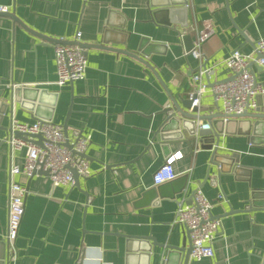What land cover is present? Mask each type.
Masks as SVG:
<instances>
[{"label": "crops", "instance_id": "1", "mask_svg": "<svg viewBox=\"0 0 264 264\" xmlns=\"http://www.w3.org/2000/svg\"><path fill=\"white\" fill-rule=\"evenodd\" d=\"M0 5L8 7L0 12V102L12 86L44 89L38 112L49 114L50 99L55 100L51 121L66 120L69 138H88L89 169L72 185L54 186L43 173L12 177L26 194L15 250L8 254L3 238L9 168L22 165L25 149L10 152L0 128V264H182L184 254L165 246L189 245L186 230L172 220L195 188L212 203L211 218L220 225L213 257L197 261L189 255L188 264H262L264 118L222 124L214 155L194 142L166 149L151 140L172 100L180 103L193 89L191 76L200 61L188 51L196 32H209L201 51L212 72L204 81L229 78L224 58L234 50L255 54L256 40L264 37V0H0ZM76 33L87 57L85 76L59 87L53 44H72ZM249 67L264 86V68ZM261 96L257 107L264 114ZM199 103L204 114L216 112L209 90ZM36 119L15 103L12 112L6 107L0 126ZM176 152L182 154L173 163L176 178L154 186V170Z\"/></svg>", "mask_w": 264, "mask_h": 264}, {"label": "built area", "instance_id": "2", "mask_svg": "<svg viewBox=\"0 0 264 264\" xmlns=\"http://www.w3.org/2000/svg\"><path fill=\"white\" fill-rule=\"evenodd\" d=\"M8 11V7L0 5V12ZM194 31V27H190ZM208 31H197L192 48L188 51L194 58L200 61L197 70L192 74L193 89L188 92V98L192 106L200 104V97L209 90L214 100L221 104L222 120L226 122L234 115H241L255 110L257 107L256 97L264 94V86L256 75L251 71L250 64L256 62L264 68V37L255 42V54L243 53L238 50L232 51L223 60L225 67L230 71V79L216 81L211 85L207 81L211 68L204 63V55L201 45L208 35ZM79 33H76L74 41L78 42ZM55 74L54 84L62 87L73 83L85 76L87 57L82 47L77 44H65L56 42L53 44ZM260 57L256 59V54ZM202 123L198 122V126ZM12 130L24 133L41 134V145L32 141H25L10 137L8 139L10 152L21 148L25 149L24 159L21 166L11 164L9 168L8 184V214L4 234V242L7 253L15 250V240L18 235V227L24 208L26 188L15 181L12 177L16 174L32 176L39 168L47 172V176L54 186L72 185L74 169L79 176L89 175L88 160L80 156L85 152L88 138L79 134H73L68 138L71 149L65 146L66 136L61 124L53 121L36 119L32 123H22L11 120ZM74 151L75 153H73ZM181 153L167 157L163 164L157 167L152 174L153 185H159L170 181L177 176L173 163L181 157ZM223 194H219L221 199ZM212 203L197 189L191 203H179L176 207L173 224H178L186 230L190 244V257L194 260L212 258L214 255L213 241L220 225L219 220L211 218ZM9 254V253H8Z\"/></svg>", "mask_w": 264, "mask_h": 264}, {"label": "water", "instance_id": "3", "mask_svg": "<svg viewBox=\"0 0 264 264\" xmlns=\"http://www.w3.org/2000/svg\"><path fill=\"white\" fill-rule=\"evenodd\" d=\"M39 37L45 40H50L49 38H46L45 36L39 35ZM184 38H186L187 40H190V35H185ZM55 42L67 43V42L58 41V40H56ZM70 43L72 44L75 43L82 48L84 47V44H82L79 41L78 42L74 41ZM259 57H260V54L257 53L256 59ZM253 63H256V62H253ZM230 78H226L221 81H225ZM26 92L27 94H32V95L27 96ZM45 92L46 91L44 89H40V88H34V87H28V86H12V88L9 91V96L6 102H0V118L1 116H3L6 107H9L10 112H12L13 105L16 103V104H19L20 107L26 110L32 111L33 115L37 119H40L42 121H51L52 120V110L55 105L54 99L53 100L50 99L51 107L48 109L49 114H47L46 116L41 115L40 112H38L37 110L40 108V105L37 102L43 99ZM55 94H53V96H55ZM256 99H257V104H258L260 102V99H262V96L259 95L256 97ZM172 101H173V107L169 108L166 111L165 119L160 124V126L154 131L151 142L158 143L161 148H166V149H169L170 145H174L175 148L177 149V148H180V146L183 143L188 144L190 142H194L195 144L200 145L201 148H207L213 151V155L216 154L217 152L216 150H214L213 145L218 140V134L221 132V125L224 124L223 126L226 127L231 118L228 119L226 122L222 120V117L224 116V114L219 111L218 103H216L215 105L216 107L213 108V110L215 109L216 112H212L210 114H204L203 113V111L205 110L204 106L200 104L192 106V101L188 97L181 98L180 103H178L175 99H173ZM210 110H212V108H210ZM258 110L259 108L256 107L255 113L246 112L241 115H234L232 116V118H241V117L264 118V114L259 113ZM198 122L205 123V126L204 124H201L200 126H198ZM0 128L6 133V138L4 140H8L10 137H14V138L25 140V141H32L38 145H41L42 137H41V134L39 133L30 134V133H24L18 130H12L11 125L7 127L0 126ZM62 128L67 138L68 134H67L66 120L62 124ZM64 144L65 146L71 149V145L69 144L68 138L66 139ZM72 152L75 153L74 151ZM79 155L87 158L85 152ZM71 172L73 176V183L76 184L78 181L79 175L76 173L74 169H71ZM36 173H43L47 175V172L43 171L41 168L35 170L32 175ZM185 184L183 185L182 189L185 187ZM154 186H158V185H154ZM196 190L197 188H195L191 192L188 203L192 202V197ZM253 207L254 206H251V208ZM3 244H4V251H6L4 241H3ZM160 245L162 246V244ZM165 247L170 250H176L180 254L183 253L184 257H183L182 264H188V256L190 254V244L187 247H185L183 244L181 246L167 245ZM4 256L6 257L5 254ZM3 260L5 262L4 258ZM262 264H264V258H263Z\"/></svg>", "mask_w": 264, "mask_h": 264}]
</instances>
